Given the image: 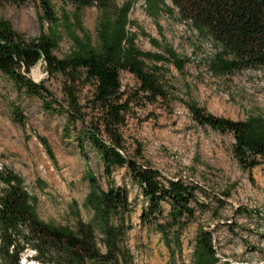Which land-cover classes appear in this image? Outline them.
<instances>
[{
  "label": "trees",
  "instance_id": "16d2710c",
  "mask_svg": "<svg viewBox=\"0 0 264 264\" xmlns=\"http://www.w3.org/2000/svg\"><path fill=\"white\" fill-rule=\"evenodd\" d=\"M24 0H0L22 2ZM71 0L74 9L57 11L51 0H37L38 35L27 38L15 30L10 20L0 18V74L17 93L36 96L47 112L65 114L63 137H72L79 154L88 161L87 148L98 154L104 170L105 186L87 168L84 179L89 188L83 204L91 212L89 220L80 216L74 227L49 223L36 212V197L24 186L20 175L5 169L0 185V264H20L24 248L36 251V259L48 264H136L128 244L134 203L128 188L116 182L114 171L124 168L139 189L144 202L140 222L159 232L170 262L188 264L181 257V234L195 216V208L205 207L197 192L205 193L194 181L168 178L151 164L139 162L141 146L134 140L131 150L123 127L136 108L168 101L166 64L182 72L186 56L168 45L162 53L137 46L138 34L129 31L128 14L134 1ZM151 18L165 13L188 24L202 38L210 40L214 52L206 59L213 76H230L245 69L264 68V0H142ZM96 6L94 32L83 24L81 9ZM69 51L59 58L54 51L63 39ZM43 61L48 76L62 79V98L32 80L28 73ZM127 71L136 86L123 88L120 72ZM90 95L82 102L83 88ZM182 100V99H179ZM199 126L229 133L231 150L243 170L249 171L264 160V114L250 113L244 120L210 113L188 98L182 101ZM13 123L25 128L26 115L18 103H11ZM79 123L80 126L77 124ZM45 152L54 160L48 141L37 135ZM28 138V135H25ZM223 195H229L225 192ZM217 202L223 200L218 197ZM189 264H217L213 232L200 227L194 237Z\"/></svg>",
  "mask_w": 264,
  "mask_h": 264
},
{
  "label": "rangeland",
  "instance_id": "374dc122",
  "mask_svg": "<svg viewBox=\"0 0 264 264\" xmlns=\"http://www.w3.org/2000/svg\"><path fill=\"white\" fill-rule=\"evenodd\" d=\"M51 1L57 11L74 9L71 0ZM132 1L129 31L138 34L137 46L162 53L171 45L179 55L187 57L182 72L171 64L162 68L168 70L165 75L172 93L169 100L158 99L136 108L123 127L130 150L134 140L141 146L139 162L147 161L168 178L194 181L206 191V194L197 192L205 207L195 208L194 218L181 234V257L190 263L195 234L200 227H206L213 232L220 259L217 264H264V160L250 172L243 170L232 154V135L199 126L182 102L192 99L210 113L230 119L244 120L250 113L264 114V68L245 69L230 76L211 75L206 59L214 48L209 39L200 37L188 24L165 13L151 18L144 11V1ZM117 2L122 4L123 0ZM37 13V0L0 2V18L10 20L13 28L27 38L38 35ZM81 15L84 26L93 33L96 6L82 8ZM69 46L65 38L54 53L61 58ZM28 76L43 83L57 98L63 97L61 77L48 76L43 61L37 62ZM120 77L123 88L136 86V79L127 71H121ZM80 94L83 102L91 94L90 89L85 87ZM13 102L24 110L25 128L11 119ZM64 122L65 114L47 112L40 98L20 95L0 74V159L7 171L23 177L24 186L36 197L38 216L46 222L73 228L79 216L89 220L92 215L83 204L89 188L84 179L87 168L98 176L103 186L105 177L93 149L87 148L89 160L86 161L79 154L75 140L62 136ZM37 135L48 141L54 160L46 154ZM113 175L117 183L128 188L134 203L130 216L132 229L128 231L126 244L135 263L173 264L159 232L140 222L144 198L138 187L131 183L124 168L116 169ZM225 192L229 195H223ZM218 197L222 203L217 202ZM33 250H23V264H35Z\"/></svg>",
  "mask_w": 264,
  "mask_h": 264
},
{
  "label": "built area",
  "instance_id": "2783aa9c",
  "mask_svg": "<svg viewBox=\"0 0 264 264\" xmlns=\"http://www.w3.org/2000/svg\"><path fill=\"white\" fill-rule=\"evenodd\" d=\"M3 174H5V167H4V163H3V161L0 159V185H3L4 183H3V180H2V175ZM25 249H32V248H25ZM35 254H36V251H35ZM22 255V254H21ZM22 259H23V257H21L20 258V262H21V264H23L24 262H22ZM24 259H25V261H27V258L24 256ZM32 262H34L35 264H41L40 262H38V261H32Z\"/></svg>",
  "mask_w": 264,
  "mask_h": 264
},
{
  "label": "bare ground",
  "instance_id": "6f19581e",
  "mask_svg": "<svg viewBox=\"0 0 264 264\" xmlns=\"http://www.w3.org/2000/svg\"><path fill=\"white\" fill-rule=\"evenodd\" d=\"M34 251V250H33ZM34 253H35V251H34ZM43 264H45V263H43Z\"/></svg>",
  "mask_w": 264,
  "mask_h": 264
}]
</instances>
